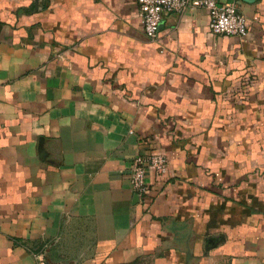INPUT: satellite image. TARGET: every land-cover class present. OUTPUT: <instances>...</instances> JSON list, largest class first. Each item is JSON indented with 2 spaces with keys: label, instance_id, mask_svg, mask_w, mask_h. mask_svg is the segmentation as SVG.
Instances as JSON below:
<instances>
[{
  "label": "crops",
  "instance_id": "crops-1",
  "mask_svg": "<svg viewBox=\"0 0 264 264\" xmlns=\"http://www.w3.org/2000/svg\"><path fill=\"white\" fill-rule=\"evenodd\" d=\"M217 1L244 37L203 7L148 38L136 0H0V264H264V0Z\"/></svg>",
  "mask_w": 264,
  "mask_h": 264
},
{
  "label": "built area",
  "instance_id": "built-area-1",
  "mask_svg": "<svg viewBox=\"0 0 264 264\" xmlns=\"http://www.w3.org/2000/svg\"><path fill=\"white\" fill-rule=\"evenodd\" d=\"M142 28L148 38L158 34L163 18L171 13H179L186 8L203 7L209 14V30L214 34L244 37L248 32V20L240 11L237 2L220 3L217 0H136ZM169 171L167 156L161 152L136 154L132 160L129 182L133 191L143 196L149 185L146 174L156 181L164 178ZM36 264H47L38 255Z\"/></svg>",
  "mask_w": 264,
  "mask_h": 264
}]
</instances>
